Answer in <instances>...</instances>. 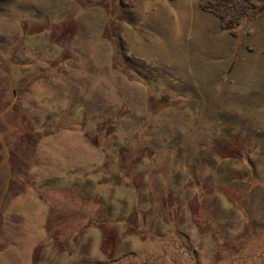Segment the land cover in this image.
Returning a JSON list of instances; mask_svg holds the SVG:
<instances>
[{
	"label": "rangeland",
	"instance_id": "rangeland-1",
	"mask_svg": "<svg viewBox=\"0 0 264 264\" xmlns=\"http://www.w3.org/2000/svg\"><path fill=\"white\" fill-rule=\"evenodd\" d=\"M0 264H264V0H0Z\"/></svg>",
	"mask_w": 264,
	"mask_h": 264
}]
</instances>
